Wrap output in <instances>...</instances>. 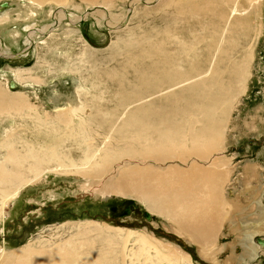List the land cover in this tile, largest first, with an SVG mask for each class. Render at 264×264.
<instances>
[{
	"label": "rangeland",
	"instance_id": "obj_1",
	"mask_svg": "<svg viewBox=\"0 0 264 264\" xmlns=\"http://www.w3.org/2000/svg\"><path fill=\"white\" fill-rule=\"evenodd\" d=\"M163 1L116 0L112 6H105L72 0L62 7L46 5L37 10V17H32L27 8L34 6L28 0L27 3L0 0L4 15L11 18L0 24V89L9 97L25 99L28 105L21 108L23 103L13 99L6 104L10 105L8 111H0V144L12 140L13 137L8 136L18 132L13 145L21 152L25 147L21 141L28 142L33 137L27 129L39 123V118L48 115L57 123L58 113L79 101L82 107L73 114L74 123L67 124L68 127H78L84 135L90 134L88 142L95 150L99 149L96 160L107 152L115 157L122 155L101 180L86 179L72 172L66 175L50 171L37 182L21 187L0 216V246L7 251L28 244L40 248L61 246L71 239L76 243L90 240L101 257L78 259L75 264H187L179 251L167 252L169 260L160 261L162 254L153 248L157 245L151 241L153 238L163 244V248L158 247L163 254L170 245L184 251L182 254L190 259L189 264H237L235 257L243 253V249L236 246L238 232L233 233L230 223L232 220L241 222L244 215L239 213L246 207L249 214L256 212V206L253 213L250 209L259 196L264 203V0L254 12L257 14L252 18L251 32L242 30L244 36L235 43L231 55L233 44L228 40L232 31L227 28L222 33L221 52L215 50L212 54L216 59L224 51V57L210 65L205 60L209 45L204 44L198 18L189 20L191 23L186 26L182 22L169 24L172 23L170 16L167 14V18L166 12L158 9ZM52 9L54 13L50 12ZM116 15L120 17L114 20L112 17ZM191 26L194 28H189ZM29 29L38 30L31 43ZM246 34H251L250 41ZM156 43L159 53L153 52L158 51ZM26 50L28 54L24 56ZM19 52L21 54L17 55ZM208 67L211 70L207 74ZM30 69L35 70L34 75L41 70L43 81L34 83L40 89L12 87L11 82L17 76L27 79L26 83H33ZM156 83H160L161 90L149 93ZM96 107L103 111L96 112ZM218 128L222 130L221 139ZM215 136L220 143L215 150L194 152L198 144L209 145L207 140L210 143ZM165 138L188 154L160 165L153 160L142 162L125 155V149L129 150L132 142L159 145ZM81 143L78 148H86L83 140ZM73 147V156L78 158L82 150ZM7 156V149L0 146V166L3 163L12 171V162ZM145 162L158 170L171 168L196 175L209 170L225 174L219 193L224 202L231 201L237 206L226 208L227 215L221 219L212 241L206 245L200 243L201 252L197 243L174 230L173 220L154 213L134 195L101 193L100 189L116 180L125 166H141ZM248 167L254 170L253 174ZM127 205L130 213L121 216L120 212ZM113 206L115 209L110 210ZM145 211L151 213L152 219L144 216ZM98 226L121 236L129 233L126 244L117 242V235L111 240L99 235ZM85 229L87 234L83 236L80 233ZM141 234L153 247L148 249L149 246L141 244ZM147 255L151 258L147 259ZM250 264H264V248Z\"/></svg>",
	"mask_w": 264,
	"mask_h": 264
},
{
	"label": "bare ground",
	"instance_id": "obj_2",
	"mask_svg": "<svg viewBox=\"0 0 264 264\" xmlns=\"http://www.w3.org/2000/svg\"><path fill=\"white\" fill-rule=\"evenodd\" d=\"M23 1L27 3V0ZM28 1L34 6L32 8H27V11L29 10L28 12H30V16L32 17H37V10L43 9L46 5L55 4L56 6L62 7L64 5L67 6L72 3V0ZM82 1H85L87 4H104L105 6H112L116 0ZM262 1L263 0H164L158 7V9L164 10L166 12V14L164 15L167 16L168 14L170 16V20L172 21V23L169 22V24H173L176 22H179L180 24L182 22L186 26L187 23H191V21L189 20H192L195 17L198 18L199 24L202 26L201 30L202 32H204L203 41H206L204 44L209 45V47L206 46L209 51L207 50V52L205 50L208 53L205 56L206 59L205 57H202L206 60V63H209L210 65L213 64V62L216 63L217 61H219L221 59L220 57H224L222 56L224 51L220 56L218 55L219 57H217L216 59L213 58L212 53L215 50H218V53L220 54L221 45H223L222 42H224V36H222V33L226 32L227 28L232 31V35H230L232 37H230V40H228L229 42H231V44H233V46H230L231 48H233V50L229 51L230 55L231 53L233 54V51L235 50V43H237V41L239 42L241 37L244 36L242 35L244 34L242 30L246 31L245 29H247L249 33L251 32V28L253 27L252 18H254V16L257 14H254V12L255 10L260 9ZM7 5L8 4H3V6ZM2 12L3 9L0 8V24L3 25V23L8 22L11 18L8 15H4L5 12ZM50 12L54 13L55 11L52 9L50 10ZM67 16H70L68 12ZM169 16H167V18ZM83 17H85V15ZM116 17L113 16L112 18L114 20H117L120 16L117 18ZM108 19L111 20V17H108ZM163 21H165V19H163ZM165 22V24H168L167 21ZM194 24L192 23L191 25ZM192 27L193 26L189 28ZM29 31L30 34L28 36V40L31 43V41L34 40L38 30L29 29ZM45 35L47 34L45 33ZM250 35L251 34L245 35V37L248 36V41H250L252 38V36ZM153 36L155 37V34ZM213 36L215 38H213L214 42L211 40ZM151 40L153 43L154 39L151 38ZM159 40L157 39V41ZM155 45L157 46V43ZM155 45L153 46L156 47ZM26 52L27 50L23 52L24 56L28 54ZM145 52L146 51H144V54ZM153 52L159 53V47L158 51ZM229 52L228 54H225L229 55ZM7 56H9V54H7ZM150 57H154V55H150ZM194 59L199 60L197 58ZM204 61L202 60L201 62ZM195 63H199V61H196ZM203 66L204 65H202V67ZM197 69L198 68H196V70ZM202 69L200 67L201 73L203 71ZM204 70L206 69L204 68ZM207 70L208 74L210 73L211 68L208 67ZM24 71L26 70H23V72ZM215 71L216 73L219 72L217 70H214V72ZM34 72L35 70L33 69L29 70V75H31V80L33 81V83H26L24 80L27 79L23 80L21 76H17V79H15L13 83L11 82V84H13L12 87H18V85H20L24 88H31L34 91L39 90L40 88L37 87V85L40 81H43L40 74L41 70L37 71L35 75ZM193 72L192 75L194 77L195 75L193 74ZM200 72L199 74H197V71L196 73H194L197 75H201ZM20 81H24V83ZM170 85L171 84H169V86ZM154 87L155 88L153 89H149L148 92H153L156 94L159 92V90H161L160 83H156ZM13 99H16L19 104L23 103V106L21 108H26L28 106L25 99H19L15 96L9 97L3 89H0V111H8L9 104H6ZM81 107L82 106L78 101L77 103H74L73 107L69 108L67 111L58 113L56 117L57 123L54 122V120L51 119L48 115H46L47 117L44 119L39 118V123H36L34 126L27 129L29 131L28 133L33 136L31 137V140H28V142L26 141V139H24L23 141L20 140L23 146H25L23 147L24 149H22L21 152H18L13 145V143H15L16 141L15 135H17L18 132L13 135L11 134L12 136H8L10 138L13 137L12 140H6L5 143L0 144V146L7 149V160L12 162L13 167L12 171H8L3 163L0 166V200H2V205L0 206V216H3L5 206L9 201L14 200V198L18 195L21 187L37 182L39 180L38 178L42 177V175L47 172L56 171L66 175L72 172L74 175H79L86 179H100L102 178V176L106 175L112 163L116 161V159H120L122 155H118L117 157H115L112 153L107 152L105 156L103 155L104 157L96 160L98 156L97 152L99 149L95 150L94 145H91L88 142V140H90V138L88 137L90 136V134L87 135L86 133L84 135V132L81 130V128L78 127H68L67 124L73 125V114L77 113V111ZM96 108V112L103 111L100 107ZM50 124L53 127H50ZM61 124H64L66 126L62 127ZM27 130H25V133ZM220 130L218 128L219 139L222 138H220ZM213 132L214 131H212V133ZM70 139L74 141H70ZM82 140L84 141L86 148H78L80 145H82ZM129 143L131 144V142ZM135 143L132 142L131 148L129 150L125 149L127 154L125 152L124 153L129 158H135L142 162L145 160H153L155 163L159 164L163 163V161L176 160L180 157V155L182 156V154L184 153V151L178 150L177 144L174 141H170L169 138L163 139V142L159 145H155L156 142L155 144H149L150 142L148 143V141H146V144H144V141L138 142L136 143V145ZM203 143L198 144V146H196L197 149L194 148L195 153H206L209 151V148L215 150L219 142L217 140V137L215 136L211 138L210 143L207 140V143L209 145H205V143ZM71 147H73L74 149L82 150L78 158H76L77 156H73ZM189 152L191 153L190 150ZM184 154H188V152H185ZM145 163L141 166L133 164L125 166L118 172L116 180H112L106 183L104 188L100 189L101 193L103 194L106 192H114L121 195H134L136 198L145 203L147 207L150 208L154 213L173 220L176 223L174 224V230L180 233V235L186 236L191 242L197 243L198 249H200L201 252L203 249L200 243L206 245L212 241L213 235L219 230L218 227L221 219L227 215V212L225 211L226 208L235 209L237 206L236 203L231 201L224 202L223 196H221L219 193L222 184L225 181V174H215V171L211 172L209 170H202L199 175L186 173L171 168L158 170L154 165H150L148 162L146 164ZM251 166L252 165H250V167ZM55 167H61L63 168V170ZM70 167H73L72 170H69ZM248 169L253 174L254 170L250 169L249 167ZM252 174L250 175L252 176ZM255 206L257 209H255L256 212L253 213L252 209ZM244 209V212L239 213L240 216L244 215L243 218L241 217V222L240 220H237L238 222L236 223L234 220H232V223H230L231 225H233V227H231L233 233L238 232L239 237L236 241V246H239L243 249V253L238 254L235 257L237 260V264H250L252 260H254L259 255L260 249L264 248V238H262L264 236V203L262 202V197L259 196V199L255 201V205L251 206V209L249 208L253 214L248 213V207ZM149 216V220L152 219L151 213H149ZM110 231L111 230H109L108 228H104L101 226H98L96 228V233L102 236L105 235L107 240L116 238L117 235V242H120V244L124 245L126 244L129 233L125 236H121L120 233L116 234ZM86 232L87 230L85 229L84 231H81L80 234L85 236L87 234ZM139 241L142 242L141 244H143L144 246H149L148 249L153 245L152 242H156L157 245L155 247H152L157 250V252H159L158 254H162V256L159 258L160 261L164 262V260H169L170 257L167 252L172 253L174 251L177 253V251H179V253H181L180 256L187 260V264L190 263V259L186 255L182 254V252L184 251H181L176 247H171L170 244L169 248L167 247L165 253L163 254V252L158 249V247H162L163 244L161 245L159 242L153 240V238L151 242L146 236L142 235L140 236ZM65 245H68L69 247L67 246V248ZM124 247L122 248L123 250ZM101 255L96 252L90 240H84L76 243L71 239L70 241L61 244V246L55 244L52 245V247L40 248H36L34 246L31 247V245L28 244L21 249H17L11 252L7 251L3 246H0V264H75L78 259L92 257L94 260H97L99 257H101ZM146 258L145 260L150 259L151 257H148L147 259Z\"/></svg>",
	"mask_w": 264,
	"mask_h": 264
},
{
	"label": "water",
	"instance_id": "obj_3",
	"mask_svg": "<svg viewBox=\"0 0 264 264\" xmlns=\"http://www.w3.org/2000/svg\"><path fill=\"white\" fill-rule=\"evenodd\" d=\"M16 54L19 55V54H21V52L16 53ZM2 55H3V56H7V55H5V54H2ZM113 209H115V206L110 207V210H113ZM130 211H131L130 206L127 205V206L124 207V210H123L122 212H120V215H121V216H123V215H127V214L130 213ZM144 216H145L147 219H149V218H150V216H149V212H148V211H145V212H144Z\"/></svg>",
	"mask_w": 264,
	"mask_h": 264
}]
</instances>
